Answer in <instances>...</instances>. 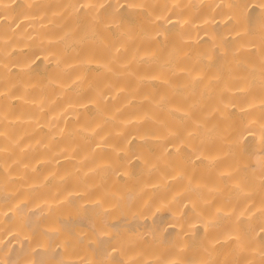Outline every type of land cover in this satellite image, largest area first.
I'll list each match as a JSON object with an SVG mask.
<instances>
[{"label":"bare ground","instance_id":"1","mask_svg":"<svg viewBox=\"0 0 264 264\" xmlns=\"http://www.w3.org/2000/svg\"><path fill=\"white\" fill-rule=\"evenodd\" d=\"M0 264H264V0H0Z\"/></svg>","mask_w":264,"mask_h":264}]
</instances>
